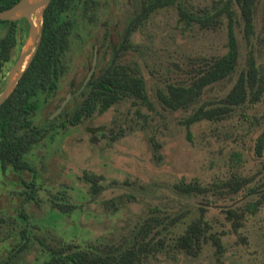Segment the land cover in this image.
Returning <instances> with one entry per match:
<instances>
[{
  "label": "rangeland",
  "instance_id": "rangeland-1",
  "mask_svg": "<svg viewBox=\"0 0 264 264\" xmlns=\"http://www.w3.org/2000/svg\"><path fill=\"white\" fill-rule=\"evenodd\" d=\"M221 1L172 0L152 3L146 10L147 0H96L94 8L77 17L62 54L65 69L55 91L46 99L38 97L32 121L42 125L60 110L69 113L84 83L114 62L138 71L151 104L124 95L74 124L56 126L24 154L36 170L34 177L27 169L0 171V257L16 238L12 231L22 207L32 221L31 232L53 247L70 240H102L123 247L134 240L140 222L150 218L143 239L156 242L130 264H264V142L259 152L254 149L256 135L264 128V0L253 2L247 38L238 7L229 0L238 52L227 75L204 84L184 106L171 108L157 96L167 83L188 84L226 49L224 11L215 15L216 22L202 25L186 21L178 6L191 13L210 12ZM141 10L144 15L125 32ZM22 25L0 69V88L25 37L27 23ZM123 41L126 46L120 45ZM248 56L261 76L258 98L186 124L185 116L199 103H220ZM67 92L59 111L49 115ZM83 171L98 174L97 192L90 194ZM239 176L242 182L236 188L226 183ZM21 178L34 180L32 196H27ZM180 181H196L205 189L183 193L172 185ZM54 194L75 206L70 211L53 207ZM255 198V209L245 210V202ZM227 208L238 213L237 224L226 215ZM195 218L204 222L205 237L188 251L174 241ZM32 239L28 249L15 255L14 264H35L30 260L40 244Z\"/></svg>",
  "mask_w": 264,
  "mask_h": 264
},
{
  "label": "trees",
  "instance_id": "trees-1",
  "mask_svg": "<svg viewBox=\"0 0 264 264\" xmlns=\"http://www.w3.org/2000/svg\"><path fill=\"white\" fill-rule=\"evenodd\" d=\"M13 1L15 0H0V8L11 4ZM147 1L143 7L146 10L150 9L153 4L172 0ZM234 1L242 18L243 35L247 38L252 31L254 0ZM95 2L96 0H48L43 8L40 33L35 49L13 88L0 102V171L2 173L7 169L16 173L22 169H27L34 177L36 170L24 154L41 137L51 134L56 126L74 124L93 111H102L124 95H131L140 101L151 104L145 92L143 78L138 71L127 63L114 62L84 83L78 92L81 97L69 113L60 110L53 117L61 116L57 123L53 122V118L51 120L45 118L42 125L32 121L30 114L38 106V97L41 95L43 99H46L55 91L57 81L65 69V59L62 54L69 45V34L76 25L77 17L86 13L87 7L94 8ZM178 8L180 15L186 21L193 19L202 25L216 22L215 15L224 11L226 15V49L215 56L208 66L201 70L188 84L167 83L165 90L157 91L160 101L171 108L190 103L196 98L204 84L227 75L235 65L238 52L233 31V10L229 6V0H222L220 4L214 5L210 12L206 10L201 13H191L181 5ZM144 12L141 10L135 18L129 21L127 30L133 27L134 23L144 15ZM87 18L91 21L92 15L88 13ZM22 22L27 23L24 16L15 19L0 18V69L2 64L9 59L10 48L16 42V31L18 28L23 29ZM120 45L126 46L127 43L123 41ZM262 88L261 76L258 74L251 56H248L245 67L239 70L231 86L220 98V103L213 106H204L203 103H199L185 116L184 122L188 124L202 117L219 116L232 105L245 99L254 101L260 95ZM263 142L264 128L256 135L254 142L256 152L260 151ZM82 177L88 181L90 194L98 191L100 188L98 174L83 171ZM20 180L28 187V190L25 191L27 196H32L36 187L34 180H24L23 178ZM240 182H242L240 176L226 181L232 188H236ZM172 185L183 193L205 189L196 181H180L174 182ZM262 194L264 197V192ZM258 199L247 200L243 208L253 211ZM51 204L62 211H70L75 206L74 203L61 200L55 194L51 198ZM226 215L234 225L237 224L238 213L234 209L227 208ZM16 219L18 224L12 231L16 238L13 243L6 247L5 254L0 257V264H14L15 255L28 249L33 242L32 238L40 244L38 254L30 260L35 264H130L142 250L153 247L156 242L154 241L152 244L150 240L143 239L144 234L150 228V218L140 222L133 233L134 240L123 247L113 246L102 240L87 243L70 240L55 247L49 246L31 232L32 221L22 210V207L18 208ZM204 230L203 221L198 218L192 219L184 231L176 236L174 244L182 246L188 251H194L199 245V239L205 237ZM211 237L218 245L217 237Z\"/></svg>",
  "mask_w": 264,
  "mask_h": 264
},
{
  "label": "water",
  "instance_id": "water-1",
  "mask_svg": "<svg viewBox=\"0 0 264 264\" xmlns=\"http://www.w3.org/2000/svg\"><path fill=\"white\" fill-rule=\"evenodd\" d=\"M47 2L48 0H15L11 4L0 8L1 19H15L24 16L27 20L25 37L15 58L7 68L4 82L2 84V87L0 88V102L8 95V93L13 88L17 78L20 76L22 70L27 65L35 49L40 33L41 13ZM91 68L92 66H90V68L87 70L79 88L88 78ZM67 95L68 92L49 115L59 111Z\"/></svg>",
  "mask_w": 264,
  "mask_h": 264
},
{
  "label": "flooded vegetation",
  "instance_id": "flooded-vegetation-1",
  "mask_svg": "<svg viewBox=\"0 0 264 264\" xmlns=\"http://www.w3.org/2000/svg\"><path fill=\"white\" fill-rule=\"evenodd\" d=\"M128 24H129V23H128ZM128 24H127V25H128ZM127 25L125 26V32H127V31H128V30H127ZM120 44H121V43H120Z\"/></svg>",
  "mask_w": 264,
  "mask_h": 264
}]
</instances>
